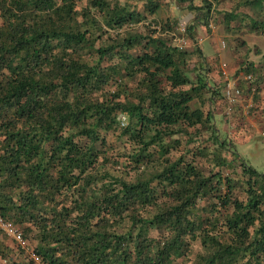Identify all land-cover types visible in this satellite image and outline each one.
Instances as JSON below:
<instances>
[{
  "label": "trees",
  "instance_id": "16d2710c",
  "mask_svg": "<svg viewBox=\"0 0 264 264\" xmlns=\"http://www.w3.org/2000/svg\"><path fill=\"white\" fill-rule=\"evenodd\" d=\"M176 1L211 31L221 0ZM232 1L226 28L264 34V0ZM160 8L0 0V218L29 245L0 230L5 264H264V172L218 128L210 66L187 73L201 50L139 28ZM237 74L261 120L264 62Z\"/></svg>",
  "mask_w": 264,
  "mask_h": 264
},
{
  "label": "rangeland",
  "instance_id": "374dc122",
  "mask_svg": "<svg viewBox=\"0 0 264 264\" xmlns=\"http://www.w3.org/2000/svg\"><path fill=\"white\" fill-rule=\"evenodd\" d=\"M194 2L196 6L201 4V0H195ZM159 4L161 5L160 10L155 16L146 13L147 20L139 24V28H157L158 24L162 27L164 24L169 23L171 29L186 40L187 44H185L184 51L191 50L194 47L201 50L202 56H205V58H200L197 55L192 57L188 62L187 73L193 78V69L196 65L200 64L205 68L210 66V72L207 76L210 83L217 87L221 93L220 96L215 97L214 106L218 128H224L229 137L234 138L235 134L239 135L240 139L238 141L233 139L235 149L249 165L260 172H264V117L259 120L252 115L255 102L251 106L249 98H247V88L250 84L244 74H237L238 71L250 63L258 67L263 65L264 34L253 33L245 26L238 30L239 20L233 23L230 31L226 28L224 16L225 12L234 8L232 0H221L215 4L213 10L218 12L219 16L216 21H210L213 25L210 32L207 27H204V20L197 18L195 12H191L187 5L179 4L176 0H159ZM199 21L203 22L200 23ZM189 25H194L193 36H189ZM181 28L185 31L179 32L178 30ZM158 30L160 32L162 29ZM172 43L176 42L172 41ZM228 83L245 89L244 101H242L240 107L230 109L224 102L223 93ZM253 85L256 84L253 83ZM261 93L264 97V75ZM198 105L196 102L193 103L194 107ZM225 118L229 120L228 124L222 123ZM240 132L244 133V138H241ZM12 243L10 241L9 244L14 246ZM0 264L5 263L0 259Z\"/></svg>",
  "mask_w": 264,
  "mask_h": 264
},
{
  "label": "built area",
  "instance_id": "2783aa9c",
  "mask_svg": "<svg viewBox=\"0 0 264 264\" xmlns=\"http://www.w3.org/2000/svg\"><path fill=\"white\" fill-rule=\"evenodd\" d=\"M184 31H185V29L182 28L181 32H184ZM174 41L176 42V44L180 50L185 49L186 41L184 40V38L176 36ZM246 79L248 81H253L251 76H247ZM255 90H256L255 86L250 87V93L251 94H253V92H255ZM243 92H244L243 89L240 88L239 86L232 85V84L228 83L227 88L225 90V100L230 105L238 104L241 102V100L243 98ZM0 230L10 240H12V242L17 246V248L26 249L27 252L29 251V249H28L29 245L24 240L22 231L18 227L13 225L11 222L5 221V220L0 218ZM32 257H33V255H32Z\"/></svg>",
  "mask_w": 264,
  "mask_h": 264
},
{
  "label": "clouds",
  "instance_id": "9594fccd",
  "mask_svg": "<svg viewBox=\"0 0 264 264\" xmlns=\"http://www.w3.org/2000/svg\"><path fill=\"white\" fill-rule=\"evenodd\" d=\"M213 26V25H212ZM157 29H161V26L158 24V26H157ZM182 29V28H181ZM181 29H179L178 31L180 32L181 31ZM172 32H173V36H174V38H176V36L177 37H180L178 34H176V32L174 31V30H172ZM183 38V37H182ZM185 40V39H184ZM186 41V40H185ZM187 44V43H186ZM182 51H184V50H182ZM203 59H204V56H203ZM209 70H210V68H209ZM247 78V77H246ZM248 81V80H247ZM232 84V83H231ZM250 86L248 87V88H250L251 86H255V85H253V81H250ZM240 87V86H239ZM241 88V87H240ZM243 98H242V100H241V102L240 103H238V104H234V105H230L226 100H225V92L223 93V99L225 100L224 102L228 105V107L230 108V109H232L233 107H240V104L242 103V101H244V95H245V89H243ZM252 101H253V96L251 95V93L249 92V102H250V104H251V106H252Z\"/></svg>",
  "mask_w": 264,
  "mask_h": 264
},
{
  "label": "crops",
  "instance_id": "0c3cea01",
  "mask_svg": "<svg viewBox=\"0 0 264 264\" xmlns=\"http://www.w3.org/2000/svg\"><path fill=\"white\" fill-rule=\"evenodd\" d=\"M204 58H205V56H204ZM210 58V57H209ZM209 58H206L207 60L209 59ZM209 74V73H208ZM207 74V75H208ZM243 106V105H242ZM248 107H249V105H248ZM7 237V236H6ZM8 238V237H7ZM9 239V238H8ZM10 241L12 242V240H8V243H10ZM14 246H15V248H14V246H12V248L13 249H15V250H18V248H17V246L14 244V243H12ZM1 259V258H0ZM2 260V259H1ZM3 261V260H2ZM4 263H5V261H3Z\"/></svg>",
  "mask_w": 264,
  "mask_h": 264
}]
</instances>
